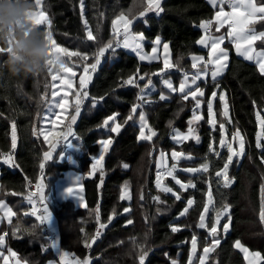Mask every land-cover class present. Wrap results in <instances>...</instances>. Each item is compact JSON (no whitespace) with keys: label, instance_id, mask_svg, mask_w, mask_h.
Instances as JSON below:
<instances>
[{"label":"trees","instance_id":"16d2710c","mask_svg":"<svg viewBox=\"0 0 264 264\" xmlns=\"http://www.w3.org/2000/svg\"><path fill=\"white\" fill-rule=\"evenodd\" d=\"M45 10L52 20L53 38L61 47H67L70 51L90 50L87 45H93V41L83 38V19H87L94 30L97 23L101 24V34L105 40L112 36L111 21L121 11L132 6L133 0H84V14L81 16L80 0H43ZM164 11L160 15L148 13L146 17L138 18L134 22V31H143L145 34V48H152V41L157 35L163 43L169 44L171 61H176L182 56L181 67L185 70L191 69V55L207 56V50L199 47L196 41L204 35L198 27L203 19L211 18L214 9L208 0H162ZM103 13V16L100 14ZM147 19V24L143 20ZM44 27V26H41ZM258 30H264L259 24ZM258 48L261 42L257 41ZM230 50V59L226 72L218 82L220 89L217 90V98L214 110L217 112V129L223 121L227 129V138L235 128H239L246 137V149L244 157L237 164L235 159L230 167L229 175L234 176V182L227 189L221 188L217 194L213 189L217 203L221 197L226 198L231 207V225L229 232L221 237V244L215 253L211 254L208 264H247L241 251L234 247V241L240 239L252 251H259L264 255V223L259 219L260 208V185L264 183V162L260 156L264 152L255 146L256 133L259 125L256 120V111L264 107V75L260 74L255 63L238 56L234 47L229 42L225 44ZM118 55L102 62L96 74L87 87L89 101L84 108L78 122L75 125V138L71 144L78 139L82 143L84 153L81 156L80 170L85 174L91 171L93 160L91 156L98 155L100 145L98 139L106 138L107 129L98 127L107 116L118 113L117 121L123 123L129 114L133 103H137L139 89L134 85L117 87L121 78L135 73L137 67L139 75L148 72L158 73L163 67V62L151 64L139 61L134 53L117 49ZM0 54V58H3ZM75 59V57H73ZM80 65H78V68ZM172 73L175 83L183 78L180 68ZM77 78L82 73V66L77 70ZM154 81H160L157 76L151 77ZM147 80V77H146ZM146 80L144 82H146ZM49 82L47 88L48 97H51V77L47 73L44 76H29L20 80L0 81V164L3 152L12 151L11 131L12 123L15 122L17 132V147L14 150L15 164L13 167L2 163L0 177V198H5L16 212V216L8 229L9 245L15 249L29 264H48L57 259L53 250L45 249L47 239L44 229L37 225L34 217L28 214L29 204L25 201L28 193L26 181L37 182L41 175L39 165L45 164L43 170V182L46 185L45 197L52 215L57 217L58 235L61 249L68 251L78 257H89L91 264H134L133 256L128 252L131 248L130 238L135 236L142 240L144 233L148 232V244L152 248L145 264H170V258L177 259L178 264H188L187 258L191 248V235L198 234V250L202 252L201 241L206 236V230L196 228L198 213L202 211V203L207 199L205 192L207 184L201 177L196 180L199 190L183 191L179 185H175L171 177L166 181L169 186H174L175 191L182 192L181 200H175L171 193H161L155 186V173L153 155L150 154L151 144L138 141V125L134 126L132 121L124 124L119 134L111 133L113 144L103 161V183L101 184V170L93 177L84 180L85 208L77 207L72 200L58 202L55 199V183L58 178L71 167L69 162H58L56 159L45 161L43 153L48 151L49 145L44 138L33 134V127H38L40 115L46 108V104L40 102L41 96L46 92L45 83ZM77 79L76 84L78 87ZM143 84V83H142ZM141 84V86H142ZM203 86V85H202ZM78 89L75 88L74 92ZM214 86L209 78L205 87V97L211 98L210 93ZM221 90L226 93L230 109V122L226 121L220 111L222 101L219 100ZM155 93L153 102L145 105L143 110L147 113L149 124L156 129L157 136L153 138L156 149L164 150L169 155L172 150L191 153L195 163H199L208 152V145L212 138H216L214 147L226 155V149H219L218 140L220 133L213 131L206 123V103L202 104L204 119L197 126V134L200 142L190 139L182 144H176L170 135L169 120H174V126L181 131H187V121L191 117L192 104L189 101H181L178 93H172L171 100L160 101L159 94ZM104 96V100L92 110L91 98L93 96ZM256 101L254 106L252 101ZM183 105V111L178 109ZM140 109H138V112ZM264 115V112H262ZM138 113L134 115V120ZM62 149V148H61ZM249 155L252 157L249 159ZM212 169L210 173L214 176V169L222 166L214 154L210 156ZM195 163L181 161L180 167L195 166ZM127 164L125 168L123 165ZM189 174H180L179 178L186 180ZM128 182L132 194L131 202L120 200L119 196L122 186ZM143 192L144 199H140ZM22 194V195H21ZM159 194V203L151 199ZM191 194L196 200L193 209L189 210L186 218H180L182 224L191 225L182 228L180 232L172 233L169 225L176 219L178 213L186 205V198ZM99 208V221L96 220L93 210ZM124 207H129L130 212H123ZM160 211L157 212L156 208ZM116 215L111 222L108 217ZM211 215V209H210ZM147 217V219H146ZM131 219L132 224L127 220ZM223 222H226V218ZM222 222V223H223ZM105 224L104 234L87 248L83 243V237L87 234L94 236L96 228ZM19 225L20 230L15 236L12 235L13 226ZM2 230V231H3ZM117 239L121 243L115 242ZM122 240L124 242H122ZM183 242V243H182ZM130 246V247H129ZM167 253V255H165ZM195 264V262H194ZM264 264V262H262Z\"/></svg>","mask_w":264,"mask_h":264},{"label":"snow or ice","instance_id":"6c2138e0","mask_svg":"<svg viewBox=\"0 0 264 264\" xmlns=\"http://www.w3.org/2000/svg\"><path fill=\"white\" fill-rule=\"evenodd\" d=\"M209 4L218 9L215 11L211 18L203 19L199 22L198 27L203 30L202 35L196 43L207 49V58L204 55H191V68L196 69L194 73L185 70L181 67V56L176 63H173L170 59V49L168 43H163V67L158 70V73L148 72L139 75L140 69L136 68L135 73L129 74L126 78H121V82L117 87H125L127 85H134L139 89L137 95V103H133L129 114L124 118L123 123L117 121L118 113H113L107 116L98 127L107 129V138L98 139L97 143L100 145L99 155L93 156V163L91 165V171L89 175L96 173L98 169L101 170V184L103 183V161L104 156L108 152L113 143V137L111 133L119 134L124 124L129 121L133 122L134 126L138 125V141H145L151 144V151H159V158L156 162L155 173V186L161 193H171L175 200L179 201L182 198L181 191H175L174 186H169L164 181L167 177H171L175 185H179V188L183 191L199 190L197 188L196 180L201 177H207L204 179V183L207 184V190L205 195L207 199L202 203V211L198 213V221L196 222V228L200 230H206V236L201 241L202 252L197 255L198 248V234L193 232L191 235V248L187 258L188 264H208L211 259V254L216 252V249L221 244V237L229 232L231 225V207L226 198L221 197L219 202L215 200L213 189L217 194L220 193L221 188L227 189L234 182L235 177L229 175L230 167L233 165L234 159L236 163L244 157L246 149V137L241 133L239 128L231 134V139L227 138V129L225 123L221 121L219 128L217 129V112L213 110V101L217 98V90L220 89L218 78L222 76L225 69L228 67L229 61V47L223 46L227 39L238 56L243 57L245 60L253 61L260 74L264 75V30H258L256 25L259 24L261 28H264V0H208ZM38 5V11L31 17L34 24L44 27L48 33V37L51 44L50 53L52 59L49 61L48 74L51 77V99L48 97L47 88L49 82L46 81V92L41 96L40 102L46 104V111L42 117L40 113H37V119L42 122H51L53 125L59 123L62 119V114L69 108L68 93L65 91L61 96L62 89L56 83L59 81L60 85L71 88L76 76L74 68L76 65L82 66V74L78 81V90L75 92V102L71 105L73 114L68 118V122L65 125L66 131L58 132L55 129H37L33 127V134L36 136L43 135L44 140L49 145V151L43 153V159L50 161L53 158V153L56 151L61 142L67 141L70 137L75 136L72 130V125L76 122L77 117L81 113V108L86 99L89 97L87 87L92 80L93 74L101 66L102 62H107L110 59L115 58L118 53L117 49L129 50L135 54L139 61H156L161 59L159 55V49L161 46V37L157 35L152 41V48L150 52L145 51V34L143 31H134V22H138V18L146 17L148 13H155L159 15L164 11L161 0H133V4L126 10H121L115 18L111 21L112 36L107 40L101 34V24L98 22L95 28V34L92 27L89 25L87 19H83L86 41H93V45H87L90 50L84 51H70L67 47H61L57 41L53 38L52 20L49 17L43 0H36ZM84 0H80L81 16L84 14ZM103 16V13L100 14ZM143 23L147 24V19L143 20ZM220 32L224 29V32L220 35L213 33ZM257 41L261 42V46L258 48ZM0 54L6 55V50L0 48ZM75 57V59H73ZM71 65V66H70ZM180 68L183 72V78L179 82V86H174L171 79L172 73L169 69ZM68 74H71L73 78H69ZM159 75V80L169 95L171 93H178L181 101H189L192 104L191 117L187 121V131L183 132L174 126V120H169L168 125L170 128V135L172 140L176 144H182L185 141L193 139L196 143L200 142V136L197 134V128L194 125H198V122L204 119L201 112V105L206 103L207 117L206 123L211 126L213 131L220 133L218 145L219 149H226V155L221 154V151L214 147L216 138L213 137L212 141L208 145V152L202 158L199 163H195L194 157L191 153H185L184 151L172 150L170 157L172 163L169 164L168 153L164 150H157L153 142V138L157 136V131L153 128L149 122L147 113L143 110L145 105L151 104L152 94L156 90V85L151 78L152 76ZM138 77V79H137ZM147 77L143 86L139 81L144 80ZM209 77L211 83L214 86V90L211 91V98L205 100V87L208 85ZM203 85V86H202ZM169 95L165 94V91H161L159 94L160 101H167ZM264 99V98H262ZM104 100V96H93L91 98L92 110L96 105ZM219 100L222 101V110L220 115L230 122L229 116V103L226 93L221 90ZM253 105H256V101H252ZM138 109L140 111L138 112ZM183 111V105L178 109ZM264 107L258 109L255 113L256 120L259 125V131L256 133L255 146L257 149L264 152ZM138 113V120H134V115ZM110 122H112L110 124ZM147 130V131H146ZM237 143L238 146L234 147L233 144ZM17 147V132L16 125L13 121L11 131V149L15 150ZM151 154V152H150ZM211 154H214L215 158H218L219 163L222 166H217L214 169V176L210 173L212 169ZM3 163L19 167L15 164L13 152H5L2 154ZM252 157L249 155L248 157ZM262 162H264V155L260 156ZM185 163H195V166L180 167L181 161ZM125 168L127 164L123 165ZM41 174L43 176V170L45 164L39 165ZM180 174H189L186 180L180 179ZM82 176L78 177L76 182L66 192L69 195H77L80 199L82 206L87 207L83 201V196L80 195L78 189L82 188L80 181ZM30 184L31 181H28ZM45 188L43 180L36 184V193H29L26 200L29 204H34L37 200L43 202V212L37 216V209L32 208L31 214L36 216L40 222V225H45L52 220V212L49 207L48 197H45ZM22 195V194H21ZM35 197V199H34ZM120 200H132V194L130 191V185L128 182L122 186V190L119 196ZM140 199H144V194L141 192ZM151 199L157 204L166 203L161 201L159 194L152 196ZM196 204V200L191 194L186 198V205L178 213L176 219L169 225L172 233L180 232L182 228L190 227L191 225L182 224L180 218H186L189 214V210L193 209ZM211 206V215H210ZM156 211L159 212L160 208L157 207ZM95 218L99 221V208L93 210ZM123 212H130L129 207H124ZM113 215L108 217V221L111 222L114 215H116V209L112 210ZM15 215L12 208L9 207L3 199H0V220L7 218L9 224L12 223V217ZM226 222H223L225 220ZM147 219V217H146ZM259 219L261 223H264V183L260 185V208ZM128 224H132L131 219L127 220ZM39 227V225H34ZM105 224H100L99 228L103 229ZM20 230L19 225L13 226L12 235L15 236ZM0 235V258L3 259V264H9V256L16 257V253L11 248L7 249L9 255H5L3 248L6 246L5 236ZM101 235L99 229L95 233V236L89 237L87 234L83 237V243L87 248H91L92 243L96 238ZM149 233L145 232L142 240H137L135 236L131 237V248L128 252L133 256L134 264H145V260L149 255L152 248L148 244ZM50 241V247L55 249L58 253L60 260L63 264H91L90 258L86 257L83 260L75 258L69 260L70 253L60 248L58 241L48 238ZM183 243V242H182ZM234 247L239 249L244 254V259L247 264H262L264 262V255L259 251L250 250L240 239L234 241ZM167 255V253H165ZM15 264H21L20 259L15 260ZM24 264H27L25 261ZM49 264H53L52 261ZM170 264H178L177 259L170 258Z\"/></svg>","mask_w":264,"mask_h":264},{"label":"clouds","instance_id":"9594fccd","mask_svg":"<svg viewBox=\"0 0 264 264\" xmlns=\"http://www.w3.org/2000/svg\"><path fill=\"white\" fill-rule=\"evenodd\" d=\"M37 11L36 0H0V48L6 50L0 81L46 78L51 44L47 31L31 20Z\"/></svg>","mask_w":264,"mask_h":264},{"label":"crops","instance_id":"0c3cea01","mask_svg":"<svg viewBox=\"0 0 264 264\" xmlns=\"http://www.w3.org/2000/svg\"><path fill=\"white\" fill-rule=\"evenodd\" d=\"M161 3H162V0H161ZM216 10H218V9H216ZM154 13V12H153ZM161 14V13H160ZM159 14V15H160ZM224 32V29H222V30H220V32H215V29H213V33L215 34V33H217V34H222ZM227 42H229L227 39L225 40V42H224V45H222V47L223 46H225V44L227 43ZM145 43V42H144ZM161 43H162V39H161ZM199 47L200 48H202V49H204L203 48V46H201V45H199ZM146 49V48H145ZM151 50V49H150ZM150 50H147L146 49V51H150ZM204 50H207V49H204ZM126 51H129V50H126ZM129 52H131V51H129ZM132 53V52H131ZM159 55H160V57H161V59H159V60H156V61H153V62H147V61H145V62H143V63H147V64H151V63H154V62H160V61H162L163 62V56H164V53H163V47H162V45L160 46V53H159ZM206 58H207V56H205ZM241 57V56H240ZM170 58H171V56H170ZM243 58V57H242ZM229 59H230V50H229ZM248 61V60H247ZM250 62H253V61H250ZM254 63V62H253ZM228 64H229V61H228ZM228 68V67H227ZM227 68L225 69V71L223 72V74H222V76L224 75V73L226 72V70H227ZM75 71V70H74ZM75 73H76V76L73 78L72 76H71V74H68V76H69V78H73V80H74V82H73V84H72V86H71V88H68L67 86H64V85H60V83H59V81H57L56 83L59 85V87L62 89V91H61V96H63L64 95V92L66 91L67 93H68V100H69V108H68V110L65 112V113H63L62 114V119H61V121L59 122V123H57V124H55V125H53L51 122H42V121H40L39 122V124H38V127H37V129H41V128H44V129H55V131H58V132H64V131H66V128H65V125L67 124V122H68V118H70V116L73 114V109H72V107H71V105L72 104H74V102H75V96H72V95H75V92H74V90H75V88H77V84H76V81H77V79H79V78H77V71H75ZM221 76V77H222ZM80 77V76H79ZM172 77V76H171ZM210 78V77H209ZM220 78V77H219ZM137 79H138V77H137ZM146 80V77H145V79L144 80H140L139 81V83H140V85L143 83H145L144 81ZM154 81V80H153ZM172 81H173V83H174V86H176V87H178L179 86V83H175L174 82V80H173V77H172ZM154 83H155V85H156V90H155V92L152 94V96H151V100L153 101L154 99H153V96H154V94L156 93L157 94V92H159L160 90H163V91H165V94L166 95H169V92H168V90H166L165 88H164V86L161 84V82L160 81H157V83H156V81H154ZM90 84V83H89ZM143 84H142V86H143ZM172 95V93L169 95V99L168 100H171V96ZM159 97V96H158ZM49 99H51V97L49 98ZM215 101H216V99L214 100V102H213V109H214V104H215ZM45 111H46V108H45V110L42 112V114H41V116L43 117L44 116V114H45ZM215 111V110H214ZM81 114V113H80ZM118 117V116H117ZM79 118H80V115L77 117V119H76V122L72 125V130H73V132L75 133V125H76V123L78 122V120H79ZM136 120H137V118H136ZM202 121V120H201ZM201 121H199L198 122V125L201 123ZM112 122H110V124H111ZM198 125H194V127H196L197 128V126ZM186 132V131H185ZM42 137H43V135H41ZM74 136L73 137H70V139H71V142H72V140H74ZM107 138V137H106ZM106 138H101V139H106ZM48 144V143H47ZM113 144V143H112ZM112 146V145H111ZM62 148V149H61ZM111 148V147H110ZM110 148H109V150H110ZM65 149V151H62L63 150V147H60V146H58V148L56 149V151L53 153V158H52V160H54V159H56L58 162H63V161H67V162H69V164L71 165V167L64 173V175L63 176H65L66 174H69V173H71V175H75L76 174V176H82V182L87 178V177H93L95 174H93V175H85L81 170H80V164H81V156H82V154L84 153V150H83V147H82V143H81V141L80 140H76L75 141V143L74 144H70L68 147H65L64 148ZM50 149H48V151H49ZM109 150H108V152L105 154V156H104V158L106 157V155L109 153ZM62 152H64L65 154L66 153H70L71 154V158H72V160L71 161H69V159H67V157H65L64 159H61L60 157H61V153ZM98 155H99V153H98ZM95 156V155H94ZM91 158H93V156H91ZM93 160V159H92ZM1 165H2V163L0 164V177H1ZM98 171H100V169H98L96 172H98ZM61 178V177H60ZM58 180H59V178H58ZM57 180V181H58ZM56 181V182H57ZM55 185H56V183H55ZM83 185H84V182H83ZM54 196H55V199L58 201V202H63V201H65L64 199H62V198H60L61 196H62V192L60 193V195L61 196H59V192H58V190H56V188H55V192H54ZM0 199H3L4 201H5V203L9 206V207H11V205L9 204V202L5 199V198H0ZM66 200H72L73 202H74V204H75V200L73 199V198H71V199H66ZM84 200H85V202H86V199H85V192H84ZM12 208V207H11ZM80 208H82V207H80ZM85 208V207H84ZM12 210H13V212L15 213V215L12 217V222H13V220H14V218H15V216H16V212L14 211V209L12 208ZM35 219V222H36V224L38 225L39 224V222H38V220L36 219V218H34ZM58 221H57V219H56V217L54 216V215H52V220L49 222V224L50 225H52L53 227H55L57 230H58ZM12 224V223H11ZM11 224H9V222H8V219L5 217V218H3L2 220H0V235H4L5 233H7V235L5 236V241H6V246L2 249L3 250V252H4V254L5 255H9L8 254V252H7V249L8 248H11L12 249V251H14L17 255H16V257H11V256H9V264H13L14 262H15V260L16 259H20L21 261H26L25 259H23L22 257H21V255L19 254V252H17L15 249H13L10 245H9V242H8V229L7 230H3V227L4 226H7V227H10V225ZM3 230V231H2ZM58 237H59V235H58ZM57 241H58V243H59V246H60V241H59V238L57 239ZM55 253L57 254V259L56 260H54V261H52L53 262V264H63V262L60 260V257H59V255H58V253L55 251ZM27 262V261H26ZM0 264H3V259L2 258H0ZM27 264H29L28 262H27ZM49 264V263H48Z\"/></svg>","mask_w":264,"mask_h":264},{"label":"rangeland","instance_id":"374dc122","mask_svg":"<svg viewBox=\"0 0 264 264\" xmlns=\"http://www.w3.org/2000/svg\"><path fill=\"white\" fill-rule=\"evenodd\" d=\"M222 30V29H221ZM215 35H220V34H217V33H215ZM145 51H146V49H145ZM151 51V50H150ZM150 51H146V52H150ZM159 53H160V49H159ZM143 62H145V61H143ZM147 62H149V61H147ZM151 62H153V61H151ZM71 66V65H70ZM81 67V66H80ZM80 67L78 68V65H76L75 66V68H74V70L75 71H77L78 69H80ZM82 74V73H81ZM80 74V75H81ZM79 75V76H80ZM171 79H172V77H171ZM77 89H78V87H77ZM72 96H75V95H72ZM214 102V101H213ZM223 103V102H222ZM201 110H202V105H201ZM214 110V109H213ZM229 116H230V109H229ZM137 120H138V117H137ZM147 131V130H146ZM233 146L234 147H236V146H238L237 145V143H235L234 142V144H233ZM157 150H161V149H158L157 148ZM62 151H65V149L63 148V150ZM171 154V153H170ZM154 157H153V162H154V165L156 164V162H157V160H158V158H159V151H156V153L153 155ZM65 157H67V159H69V161H71L72 160V158H71V154L70 153H64V152H62L61 153V159H64ZM168 157H169V155H168ZM171 158V157H170ZM242 159V158H241ZM240 159V160H241ZM172 163V160H170L169 161V164H171ZM80 177V176H79ZM77 178H78V176H76V174L75 175H71V173H69V174H66L65 176H62L61 178H59V180L56 182V185H55V188H56V190H58V192H59V196H61L60 195V193L62 192V196L60 197V198H62V199H64V200H66V199H71V198H73L74 200H75V205L77 206V207H82V208H84V206H82L81 205V203H80V199H79V197L77 196V195H75V194H73V195H69L67 192H66V189L67 188H69V187H71L75 182H76V180H77ZM84 182V181H83ZM83 182H82V180L80 181V184L82 185V188H79L78 189V191H79V193H80V195L81 196H83V201H84V203L86 204V202H85V200H84V185H83ZM166 184H167V181H166V179H165V181H164ZM126 201H128V200H126ZM128 202H131V201H128ZM210 209H211V206H210ZM56 219H57V217H56ZM224 221V220H223ZM222 221V222H223ZM57 230V229H56ZM103 231H105V227L103 228ZM57 233H58V230H57ZM103 234H104V232H103ZM58 235V234H57ZM59 237H57V239H58ZM57 241V240H56ZM48 242V241H47ZM115 242H118V243H121V240H119V239H117ZM122 242H124L123 240H122ZM130 247V246H129ZM61 248V247H60ZM45 249H48V243H47V245H46V247H45ZM239 250V249H238ZM53 251L55 252L56 250L55 249H53ZM240 251V250H239ZM70 253V255H69V257L70 258H72V259H75V258H77L76 256H74L72 253H71V251L69 252ZM57 255V254H56ZM197 255H199V250H198V248H197ZM244 255V254H243ZM194 262H195V260H194ZM246 263H247V261H246ZM195 264H196V262H195Z\"/></svg>","mask_w":264,"mask_h":264},{"label":"built area","instance_id":"2783aa9c","mask_svg":"<svg viewBox=\"0 0 264 264\" xmlns=\"http://www.w3.org/2000/svg\"><path fill=\"white\" fill-rule=\"evenodd\" d=\"M143 19H145V18H143ZM169 72H171V73H174V72H177L178 71V69L177 68H173V69H169L168 70ZM189 72H190V74L191 73H194L195 71H196V69H190V70H188ZM97 72V71H96ZM96 72L93 74V76L96 74ZM180 75H181V77H183V72H181L180 71ZM93 78V77H92ZM158 78H159V75H158ZM89 101V97H88V99H86L85 100V102H84V104H83V106H82V108H84V106L86 105V103ZM81 108V109H82ZM71 144V139L69 138L67 141H64V142H61L60 143V145L59 146H61V147H67V146H69ZM9 152H13V154H14V150H12V151H9ZM3 153H5V152H3ZM2 153V154H3ZM152 153V155H154L155 153H156V151H152L151 152ZM1 163H3V156L1 155ZM156 170H157V168H156V164H155V168H154V173H156ZM41 179L43 180V176H42V174L40 175V177H39V180L37 181V182H35V181H32V180H27L26 181V185H27V189H28V193H27V195L31 192V193H36L37 192V189H36V184L37 183H39L40 181H41ZM28 181H31V183L29 184L28 183ZM27 197V196H26ZM34 199H35V197H34ZM27 203H28V201L27 200H25ZM42 203L43 202H41V201H36L34 204H29V210H28V214L30 215V216H32V217H34V218H36L37 219V217L36 216H33L32 214H31V211H32V208L34 207V208H36L37 209V216H39L42 212H43V208H42ZM38 220V219H37ZM38 222H39V220H38ZM39 225H40V222H39ZM42 227H43V229H44V232H45V236H46V239H47V241H48V249L49 250H53V248H51L50 247V241L48 240V238H51L52 240H57V237H58V233H57V230H56V228L55 227H53L52 225H50L49 223H47V224H45V225H41ZM99 229V231L101 232V235L103 234V229H100L99 228V226L96 228V230H95V233L97 232V230ZM94 233V234H95ZM101 235L98 237V238H96V239H99L100 237H101ZM95 236V235H94ZM95 239V240H96ZM86 258V257H85ZM89 258V257H88ZM68 259L71 261V260H74V259H72V258H70V257H68ZM81 260H83L84 258H80ZM91 261V260H90ZM13 264H15V262L13 263ZM21 264H24V261H21Z\"/></svg>","mask_w":264,"mask_h":264},{"label":"water","instance_id":"95a60500","mask_svg":"<svg viewBox=\"0 0 264 264\" xmlns=\"http://www.w3.org/2000/svg\"><path fill=\"white\" fill-rule=\"evenodd\" d=\"M215 262H216V264H217V263H218V259H216V261H215Z\"/></svg>","mask_w":264,"mask_h":264}]
</instances>
